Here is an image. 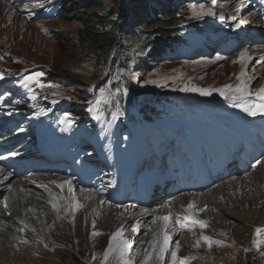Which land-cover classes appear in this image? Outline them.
Wrapping results in <instances>:
<instances>
[{"label": "rangeland", "instance_id": "374dc122", "mask_svg": "<svg viewBox=\"0 0 264 264\" xmlns=\"http://www.w3.org/2000/svg\"><path fill=\"white\" fill-rule=\"evenodd\" d=\"M66 1L82 8L79 9V11L83 17L90 18L89 16L92 15L93 23H95V25L89 23L90 25L86 27L76 20L77 16L69 18V12H66L61 18L41 22H31L24 14L22 6L0 1V8L2 10H5L6 12L11 11V14L9 15L0 13V66H8V64L3 63L1 59L3 53H6L19 58L20 63L16 66L18 70L24 69L28 66L39 65L53 74L69 78L71 84H74V82H80L85 86L98 83L103 76L104 68L106 66L104 62L105 58L102 59V55L105 52L103 51L104 47L108 46L109 35L112 31L116 32L124 20L127 17H130V12H135V10L133 11V9L128 6V0H99L104 5L103 9L88 7L85 8V10L84 6L81 5L86 4L90 0ZM96 1L99 3L98 0ZM188 1L189 0H185L184 2L187 3ZM214 4L217 3L212 0H202L201 3L191 6L189 14L192 16L193 13L192 19L197 20L201 17L210 15L209 13L216 14L231 12L234 16H238L237 20L241 21L247 20L245 17L246 14L249 15L253 12L251 9L246 10L243 5H239V2L235 0H224V3L217 4L218 6ZM144 5L148 8L155 7V5L149 0H147L145 4H142V6ZM137 7L139 12H141L140 6ZM226 9H229V11L225 12ZM137 14L140 15L138 12ZM104 16H106L105 25L107 26H104L105 33L99 38L98 41L100 43L94 44L93 42L96 41H92V39L95 38L90 34V31H92L94 27L96 30L103 31L101 25L96 24H98L97 21L100 22ZM113 23L116 24L114 26L115 29L111 30L112 27H109V25ZM242 24H247V26L251 25V27L254 26V23L243 22ZM129 25L131 27L135 26V19L130 20ZM141 26H136L134 29L140 30ZM54 35L57 37L59 36V40H57L58 38ZM116 36L118 35H114L113 33L112 39L117 40ZM174 37H176V35ZM68 38L72 39L69 43L65 42ZM143 39L144 36L135 39V41L127 36L126 38L120 37L117 40V45H122V49L131 46L134 47V49L137 50V54L130 57V59L133 61H141V58L144 55L140 48V42ZM259 48L260 50L264 49V46L261 45ZM108 53L110 55V51L107 52V54ZM256 56L257 55L250 60L251 64L262 66V63L258 59L259 56L257 58ZM106 58L108 59V56ZM255 59L260 62V65ZM256 66H250L246 61L241 62V55H237L234 59L229 60H224L222 58H213L211 60H208V58H198L191 62L178 61L174 64L153 62L148 70H141L139 72H133L132 74H134L136 80L140 82V86L150 89H154V86H158L162 87L164 90L172 91V86L179 83L178 85L173 86L175 92V95L172 98V110L174 111L173 118L176 120L178 127L182 129V135L190 143H192L191 133L184 128L192 127L198 147L204 153H207L208 149L204 142L205 137L199 126H204L207 123V135L213 143H217L214 134V128L217 126V121L215 119H218L225 136L235 138L239 136V131L231 126L239 124L241 120H245L244 117L247 115H243L241 111L234 109L236 105L238 107H243L239 105V102L204 105L193 100L192 92L201 95L199 92L183 91L182 89L189 87L207 89L211 91V95L207 96L209 98H215L222 97L218 91L219 89L225 88L226 85H231V89L227 90L228 98H230L231 95H239L235 92V89L243 81L247 83L249 91L253 94L245 96L242 99H249L250 97L258 98L255 93L258 89L264 87V68H258ZM242 71L244 73L243 76H241ZM137 77L139 79H137ZM72 90L74 89L68 90L66 93H58L55 90L54 93L58 97L73 96L76 105L84 103L85 97L83 96L85 94L74 96L71 94L76 93ZM98 94L100 97L95 100L97 103H110L113 101H124L126 99L125 96H115V94L109 93L106 89H102ZM194 97L200 98L198 96ZM255 105L257 104H252V106ZM197 107L202 109L208 108L209 114L207 121L203 118L204 111L199 112ZM212 109L215 111L212 112ZM176 147L179 149L185 147L182 136L179 137V142L176 144ZM189 157L192 158V156ZM172 158L176 162V155ZM259 167L260 165L258 168ZM263 173L264 164H262L257 171L243 177V179L247 180L248 177H252V175L260 178ZM238 175L243 174L239 172ZM59 178L63 179L62 177ZM232 179H234V177L229 180ZM257 183V189L262 190L263 186L261 185V182L258 181ZM251 190V193L253 192V194H257L256 190ZM8 195L9 194L6 193L0 195V207H3L5 198ZM98 195L100 197L104 196L103 194ZM249 200V197L243 199V201ZM225 201H222L224 210L230 208L234 213L241 212L239 204L225 206L227 203H230L227 200ZM114 206L120 207L116 205ZM246 209L247 212H249L247 206ZM11 214L12 212L8 213L6 216H10ZM17 214H19V212H17ZM249 215L251 216V213H249ZM180 216L181 215H178L177 217ZM216 216L217 213H215L213 217L214 220L216 219ZM19 219L22 220V218ZM153 220H155L154 217L146 220H137L133 225L139 229L136 235L132 231L133 226L124 232V236L133 241L132 248L129 251V256L131 257L133 264H143L146 253L151 251V241L154 233H156L154 228L155 223H152ZM52 221L55 222V219L53 218ZM210 223H207V226L204 228L199 227L192 231L184 233L180 232L179 236L176 238L179 245L182 246V250L179 249L177 253L179 258L192 257L193 259H191L190 264H227L228 262V264H237L238 258H240V263L242 264H264V249H262V251L257 250V246L253 243L258 237L264 240V232L259 235L256 233V229H264V224L255 227V224L252 221L251 223H245L236 220L231 221L230 219L228 220V218H226V221H210ZM257 224H260V222ZM46 225L51 226L52 223L47 222ZM173 226H177L178 229V225H175V222L173 223ZM33 228H16V223L13 221H9L7 226L3 227V232L10 233L12 239L9 242L10 246L3 244L0 245V250L2 251V253H0V264H16L17 255H20L23 258L25 264H30L34 261H41L42 264H104L103 254L108 247L111 236H108L106 239H98L99 241H94L98 246L96 247V251L91 254H89V252H78L77 248L70 249L56 239L50 241L53 245V249L50 251V243L48 242L46 244V240L49 239V234L45 227H43V231H41L43 232V237L41 236L42 239L39 237L34 238L32 235L25 237L29 232H34ZM169 233L172 234V231ZM62 236L65 235H59V237ZM202 236H207L212 241H219L220 243H214L211 248H209L207 243L201 239ZM94 238H97V236ZM198 240L200 241V244L197 247L196 242ZM184 241H186L185 244ZM11 243L13 245H11ZM246 246L248 247V253L239 256V253L244 251ZM84 250L86 249H82V251ZM173 250H175V245L171 240L169 252L165 254L163 264H171V251ZM111 264H115V261L111 262ZM148 264H160V262L153 258Z\"/></svg>", "mask_w": 264, "mask_h": 264}, {"label": "bare ground", "instance_id": "6f19581e", "mask_svg": "<svg viewBox=\"0 0 264 264\" xmlns=\"http://www.w3.org/2000/svg\"><path fill=\"white\" fill-rule=\"evenodd\" d=\"M245 8L246 10L250 9L248 6ZM228 11L229 9L225 10V12ZM0 13L9 15L11 14V11L6 12L0 8ZM245 17L247 23L255 24L256 15L253 12L249 15L246 14ZM242 26L246 27L247 24H242ZM244 50L246 55L250 57V60L255 55L260 54L261 55L258 58L259 61L261 62L262 58H264V49L260 50L259 47L252 46L245 48ZM259 61L258 64L260 65ZM261 65L264 68V63ZM262 164H264V161L260 165ZM15 178L16 177H12L9 173L0 168V195L5 193L9 194L5 198L3 207H0V245L3 244L10 246L9 242L12 237L10 233H4L2 229L7 226L9 221H13L16 223V228L19 229H32L34 227V232H29L27 235L25 234V237L32 235L34 238H41L43 235V232L41 231H43V227H45L49 234V239L46 240V244L48 242L50 243V251L53 249V245L50 241L56 239L70 249L77 248L78 252H89V254H91L96 251V247L98 246L94 241H99L98 239H106L121 227L125 232L128 228L132 227L137 220H146L151 217L156 219V217L171 215L172 223L168 230L173 233V223L175 222V218L178 215H181L182 217L188 215L189 212L187 211V206L190 203L194 204V208L191 210L194 218L205 221L206 223H210V221H226V218H228V220L230 219L231 221L236 220L245 223H251L252 221L255 224V227L264 224V173L261 174L260 178L252 175V177H248L247 180L243 179V175H238L232 180L222 182L217 188H214L213 186L199 192L181 193L172 196V198H167L168 195H165V202L163 204L159 205L158 203H154L152 207L138 209L123 206L115 207L106 198L100 197L91 190H80L76 188L73 182L66 177L60 179L57 176L46 173L25 175L19 179ZM65 181H71L76 200L82 205L79 209L69 207L71 196L68 192L67 185H65L63 190L57 187L58 184H64ZM258 181H260L263 186L262 190L257 189ZM251 189L256 190L257 194H253V192L251 193ZM248 197L250 198L249 201H243V199ZM162 198L163 197H160V199ZM225 200L230 202L225 206L239 204L241 212L234 213L230 208L224 210L222 201ZM54 204L56 207H53ZM246 206L249 208V212H247ZM11 212L12 214L10 216H6ZM17 212H19V214H17ZM215 213H217V216L214 220L213 217ZM249 213H251V216ZM19 218H22V220ZM53 218L55 219V222L52 221ZM47 222H51L52 225L47 226ZM93 222H95V228H93ZM259 222L260 224H257ZM162 224V221H156L154 224L156 232L162 227ZM93 231L99 232L101 235L94 238L91 234ZM186 231L189 230L187 229ZM62 234L65 236L59 237V235ZM134 234L136 235L137 232ZM179 234L180 229L178 226L175 234H172V242L174 245L177 242L176 238ZM260 240L263 239L258 237L257 241ZM185 243L186 241H184V244ZM11 245L13 244L11 243ZM247 246L244 251L239 253V256L248 253ZM82 249L86 250L82 251ZM179 249L182 250L181 245H179ZM262 249H264V244H260L259 248H257V250L260 251H262ZM0 253H2L1 250ZM113 261V258L110 257L108 264H111ZM40 263L42 264L41 261H34L30 264ZM16 264H25L20 255L16 256ZM237 264H242L240 263V258H238Z\"/></svg>", "mask_w": 264, "mask_h": 264}, {"label": "trees", "instance_id": "16d2710c", "mask_svg": "<svg viewBox=\"0 0 264 264\" xmlns=\"http://www.w3.org/2000/svg\"><path fill=\"white\" fill-rule=\"evenodd\" d=\"M83 1V0H82ZM99 1V0H98ZM147 0H128V6L135 10V12H130V17H127L124 22L122 23L121 26L115 31H112V33L109 35L108 38V46L104 47L105 51L102 55V59L105 58L104 62L105 65L109 62L111 59L112 54H115V58L112 60L114 63H126L128 60H130V57L136 55L134 52L135 49L134 47H128L122 49V45H117V40L120 37L126 38H132L134 39H139L142 36H144V39L140 42V48L142 49V54L144 55L141 60H143V65L139 70H136V72H139L141 70H148L150 68V65L155 61V58H158L161 50V46L166 43L169 40H172V47L176 44H182L186 41H188L191 38H195L197 34V30L195 27L190 25L191 20H189V13H188V6L184 5L183 3H176L175 0H172V3L169 5L167 0H157L156 2H153V5L155 7L148 8L146 5L142 6V4H145ZM152 2V0H149ZM102 2L99 1L97 3L96 0H90L86 4H83L81 6H84L85 8H97V9H103L104 5ZM69 4V5H68ZM157 4V5H156ZM102 6V7H101ZM140 6L141 12H139L138 7ZM65 13L69 12V18H72L74 16L76 17V20L78 22H81L84 26L88 27L91 23H93L92 15L89 16L90 18L83 17L81 12L79 11L80 8L79 6H75L72 3H68L67 1L65 2ZM69 8V9H68ZM158 8H161V13L157 17H150L152 14V10H156ZM137 12L140 14L138 15ZM91 13V12H90ZM105 17L99 22L97 21L98 24L96 25H101L102 30H96L95 27L90 31V34L94 36L95 39H92L94 44H99L100 42L98 41L101 35L105 33L104 31V26L107 27L105 24ZM66 19V18H65ZM135 19L136 25L132 26L135 28L136 26H141L140 30L134 29L133 31L131 29L126 28L129 26L130 20ZM100 23V24H99ZM116 24H110L109 27H112L111 30L115 29ZM116 36L117 40H113L112 36ZM116 33V34H115ZM118 33V34H117ZM176 35V37H174ZM62 36V34H61ZM59 40V36L57 37ZM72 39L68 38L65 40V42H71ZM110 51L107 54V52ZM108 56V59L106 58ZM101 58V57H100ZM175 62H172L174 64ZM104 65V66H105ZM139 68L138 63H136V69ZM131 72L133 69H130ZM134 76V74H133ZM135 77V76H134ZM136 79V77H135ZM137 79H139L137 77ZM179 83L175 84L178 85ZM134 83L127 84L126 86H134ZM173 85V86H175ZM172 86V91H174ZM189 86V85H188ZM190 88V87H189Z\"/></svg>", "mask_w": 264, "mask_h": 264}, {"label": "snow or ice", "instance_id": "6c2138e0", "mask_svg": "<svg viewBox=\"0 0 264 264\" xmlns=\"http://www.w3.org/2000/svg\"><path fill=\"white\" fill-rule=\"evenodd\" d=\"M212 14V13H209ZM239 27V25H237ZM244 54H241V60H243ZM42 75V73H36L34 76H29L27 79L29 81L32 80H38V78ZM243 71L241 72V76H243ZM231 85H226L225 88L219 89V93L221 96H224L226 99L228 98L227 90L231 89ZM183 91H196L199 92L201 95H211V91L207 89H198V88H184ZM235 92L239 95H233L232 99H242L245 96H250L253 93H251L248 89V85L246 82H241V84L235 89ZM255 95L261 100L264 101V87H261L257 90ZM244 111L248 112L249 115L256 116L258 113L261 115H264V103L257 104L252 107H244ZM65 185H67L68 192L71 196V203L69 205L70 208L79 209L82 207L81 204H79L76 200V196L73 192V188L71 185V181H65L64 184H58L57 187L64 189ZM53 207H56L54 204ZM194 208V204H189L187 206V211L189 212L188 215H185L183 217H176L175 218V225L179 226V229H185L191 230L193 226L199 225L201 228H204L207 226V223L205 221L197 220L194 218L193 214L191 213V210ZM162 221V227L154 233L153 239L151 241V251L146 253L145 260L143 264H148L150 260L159 261L160 264H163L165 260V254L169 252V246L170 242L172 240V234H175L177 231L176 227L173 226V233H169V226L172 223V217L169 216H161L156 217L155 220L152 221V223H156V221ZM93 228H95V222H93ZM132 231L134 233L138 232L139 229L136 226L132 227ZM264 232V229H256L257 235ZM93 237L101 235V233L93 231L92 233ZM201 239L207 243L208 247L211 248V246L215 244H219V241H212L207 236H202ZM133 241L126 238L124 236V230L121 227L116 232L112 233L111 238L108 243V247L105 250L103 254V260L104 264H108L109 258L112 257L115 261V264H133V261L131 257L129 256V251L132 248ZM253 243L259 248L260 244H264V240H254ZM200 244V241L198 240L196 242V246L198 247ZM179 250V242L177 241L175 244V250L171 251V264H190L192 257H184L179 258L177 253ZM247 251V250H246Z\"/></svg>", "mask_w": 264, "mask_h": 264}]
</instances>
